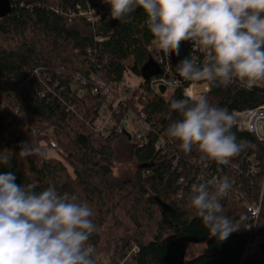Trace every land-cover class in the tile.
Masks as SVG:
<instances>
[{"label":"trees","instance_id":"1","mask_svg":"<svg viewBox=\"0 0 264 264\" xmlns=\"http://www.w3.org/2000/svg\"><path fill=\"white\" fill-rule=\"evenodd\" d=\"M11 3V14L0 18V151H10V162L0 165V173H13L17 184L38 181L36 191L53 184L60 193L66 191L78 202L88 203L98 228L89 240L97 264H120L133 242L138 250L125 264H239L250 222L247 204L259 200L262 189L260 220L264 224V141L235 126L232 131L237 139L250 146L230 165L209 162L204 167L198 152L183 153L178 141L166 134L169 124L180 119L170 101L185 98L191 82L183 81L176 90L159 93L149 89L148 79L155 72L139 83L123 110L142 111L154 122L146 143L133 144L125 131L96 135L88 122L97 118L105 100L102 91L92 92L96 78L111 84L129 73L141 75L146 66L153 67V36L143 10L137 9L130 22L121 23L109 18L110 7L102 0ZM89 9L96 16L94 23L81 14ZM188 55L202 60L194 49ZM81 88L85 91L82 96L78 93ZM204 94L211 105L226 108L232 115L264 105V83L251 90L238 83L209 85ZM49 137L56 141L55 148L50 147ZM161 137L168 142L165 153L157 146ZM22 142H31L48 155L19 160L16 154ZM123 142L136 170L120 175L117 147ZM234 162L239 171L231 170ZM252 162L260 169L255 176L248 173ZM201 175L206 181L225 175L236 182L221 203L239 229L224 241L209 236L190 207L191 186L203 182ZM158 199L170 207L166 214ZM107 238L116 240L114 255L105 248ZM201 244L202 251L189 257L187 246ZM243 264H264V259Z\"/></svg>","mask_w":264,"mask_h":264},{"label":"clouds","instance_id":"2","mask_svg":"<svg viewBox=\"0 0 264 264\" xmlns=\"http://www.w3.org/2000/svg\"><path fill=\"white\" fill-rule=\"evenodd\" d=\"M102 2L110 7L109 18L121 23L130 22L131 14L142 9L153 43L169 56H179L184 42L198 49L202 60L188 55L175 66L183 81L223 87L238 83L248 90L264 83V0ZM175 83L179 86L181 80ZM170 108L180 119L169 124L167 137L178 141L185 154L198 152L204 167L209 162L229 165L250 146L232 131L234 115L211 105L206 94L173 98ZM254 129L264 130V124ZM9 152L0 151V165L9 164ZM16 155L23 161L48 153L22 142ZM37 187L38 181L17 184L13 173H0V264H97L89 243L98 231L93 208L53 184L41 191ZM231 188L227 178L212 177L193 184L188 196L209 236L220 241L239 229L221 203Z\"/></svg>","mask_w":264,"mask_h":264},{"label":"built area","instance_id":"3","mask_svg":"<svg viewBox=\"0 0 264 264\" xmlns=\"http://www.w3.org/2000/svg\"><path fill=\"white\" fill-rule=\"evenodd\" d=\"M81 14L92 23L96 21V16L93 10H84L81 12ZM150 49L153 53L154 59V70L152 71V73L155 72V75L151 76L148 79L149 89L159 93H161V86H164L166 88V91L176 90L182 85L183 80L175 75L171 56L158 50L153 41L150 45ZM190 49L198 51V49L193 47L191 43ZM78 80H80L82 84L86 83V80H83L80 77H77V81ZM177 80H181V84L179 86H177L175 83ZM28 81L29 80H27V83ZM96 81L97 85L92 89V92L98 93L99 91H102L105 95V100L101 106L97 118L91 119L90 122H88L94 133L96 135L107 136L113 132L127 131L131 136L133 144L138 146L144 145L147 141L148 133L153 129L154 122H150L146 114L142 111H135L130 109L127 112H124L123 110L126 108L125 100L129 98V96L127 98L119 96V93L122 90L126 89L128 91L129 89H132V86L128 85V82L125 80V78L119 82H114L111 84H106L105 82H102L97 78ZM75 84L76 81L73 82V86H75ZM135 89L136 88L132 89V93ZM208 90L209 86H205L204 82H191L185 88V95H196L207 92ZM84 92V89L81 88L78 93L80 96H82ZM233 115L236 121L235 126L238 130L250 132L254 134L258 138V140L264 141V130L254 129V125L264 124V105L242 111H234ZM129 123H133L137 127L136 129L134 128V131L132 132H130L127 128ZM42 134L44 136H49L45 133ZM49 145L51 148H55L57 146V143L53 138L49 137ZM167 145L168 142L163 137H161L157 142V146L162 150V153H165L167 151ZM252 159L253 156L251 157V160ZM230 168L235 172L240 170L239 164L236 162H234ZM148 173L149 172L146 171V174ZM248 173L252 176L260 173V169L255 162H252L249 165ZM214 177L218 179L227 178L225 175H223L222 177L215 175ZM201 178L203 182L206 181L204 175H201ZM230 183L232 186L236 184L234 179ZM262 197L263 189L261 190L259 200L248 202L247 204L250 222L246 226V244L239 264H243L249 259H264V250L262 249V246L264 245V224L260 220ZM137 250L138 246L136 244H133L131 251L128 253L127 257L124 260L120 261V264H125V261L132 254H135ZM110 255H114V249L110 250Z\"/></svg>","mask_w":264,"mask_h":264},{"label":"rangeland","instance_id":"4","mask_svg":"<svg viewBox=\"0 0 264 264\" xmlns=\"http://www.w3.org/2000/svg\"><path fill=\"white\" fill-rule=\"evenodd\" d=\"M151 63L153 65L150 67H145L143 68L142 74L141 75H136L134 73H129L127 74V76L125 77V80L128 82V85L132 86L133 88H137L138 84L146 77L148 76L150 73H152V71L154 70V59L152 57L151 59ZM262 84V83H261ZM205 86H209L208 83H204ZM201 88V87H200ZM132 89H129L128 91L122 90L119 93V96L123 97V98H127L128 96H130L132 94ZM205 93V92H204ZM203 93V94H204ZM128 130L130 132L134 131V128L136 129L137 127L133 124V123H129V125L127 126ZM120 145H118L117 147V172L120 175H123L124 173H133L136 170V167L131 163L130 159H129V155H128V149L125 146L124 142L123 144L119 143ZM124 147V148H123ZM54 154V153H52ZM135 242H133L134 244ZM116 240L115 239H110L107 238L105 240V248H107L108 254H110V250L114 249V253L117 249L116 247ZM132 244V247H133ZM204 248V244L201 245H188L187 249H188V256H195L198 253H200L202 251V249Z\"/></svg>","mask_w":264,"mask_h":264},{"label":"water","instance_id":"5","mask_svg":"<svg viewBox=\"0 0 264 264\" xmlns=\"http://www.w3.org/2000/svg\"><path fill=\"white\" fill-rule=\"evenodd\" d=\"M12 10H13V5L11 3V0H0V18H3V17L10 15ZM189 49H190V42H184L181 46L180 55L176 56L173 54L171 56L172 64L174 67V73L181 80H182V78L176 72L175 66L181 59H183L184 57H186L188 55ZM160 90H161V93H164L166 91V88L164 86H161ZM125 134L130 139V135L127 131H125ZM158 201L163 208V213L166 214L170 210V207L167 204H165L161 199H158ZM262 249L264 250V245L262 246Z\"/></svg>","mask_w":264,"mask_h":264}]
</instances>
